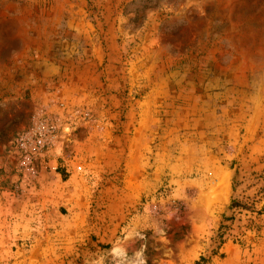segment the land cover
Instances as JSON below:
<instances>
[{
    "label": "rangeland",
    "instance_id": "1",
    "mask_svg": "<svg viewBox=\"0 0 264 264\" xmlns=\"http://www.w3.org/2000/svg\"><path fill=\"white\" fill-rule=\"evenodd\" d=\"M260 188L264 0H0V264H195Z\"/></svg>",
    "mask_w": 264,
    "mask_h": 264
},
{
    "label": "trees",
    "instance_id": "2",
    "mask_svg": "<svg viewBox=\"0 0 264 264\" xmlns=\"http://www.w3.org/2000/svg\"><path fill=\"white\" fill-rule=\"evenodd\" d=\"M240 184L242 183L235 179L234 189H236ZM228 210L231 213L230 216H223V220L221 221L215 236L211 238L214 246L211 250L212 255L209 258L201 256L195 264H207L213 257L216 256L221 258L224 257V254L221 253V249L228 241L226 236H231L230 232H232V226L235 224L238 216L249 214L250 217L247 220L248 225L246 228L250 230L257 228V231L260 230V227L256 225L255 216L256 218H260L264 215V188H260L253 198L248 197L246 200L234 198L231 201ZM244 234L242 233V235ZM235 241L241 242L238 237H235Z\"/></svg>",
    "mask_w": 264,
    "mask_h": 264
},
{
    "label": "built area",
    "instance_id": "3",
    "mask_svg": "<svg viewBox=\"0 0 264 264\" xmlns=\"http://www.w3.org/2000/svg\"><path fill=\"white\" fill-rule=\"evenodd\" d=\"M36 135H38V133H35L34 135H31L30 138L22 139V141H20L21 147L24 150H26V152H28L29 150H32L33 146H35L34 149L37 148V146L35 145V142L32 140V139H34V136H36ZM30 142H33V143L31 144ZM28 162L31 163V158H28Z\"/></svg>",
    "mask_w": 264,
    "mask_h": 264
}]
</instances>
